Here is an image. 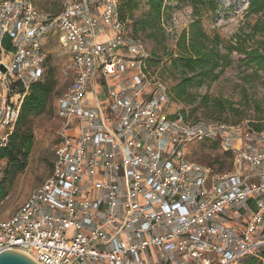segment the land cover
Returning a JSON list of instances; mask_svg holds the SVG:
<instances>
[{"label":"built area","instance_id":"built-area-1","mask_svg":"<svg viewBox=\"0 0 264 264\" xmlns=\"http://www.w3.org/2000/svg\"><path fill=\"white\" fill-rule=\"evenodd\" d=\"M67 59L69 90L51 173L0 220V254L36 264H236L264 251V133L169 119L171 98L128 37L116 0H65L51 14L0 0V150L44 76L47 41ZM104 97V100L102 99ZM218 141L232 170L186 158ZM0 160V180L4 174Z\"/></svg>","mask_w":264,"mask_h":264},{"label":"rangeland","instance_id":"rangeland-1","mask_svg":"<svg viewBox=\"0 0 264 264\" xmlns=\"http://www.w3.org/2000/svg\"><path fill=\"white\" fill-rule=\"evenodd\" d=\"M116 1L118 13L119 1ZM31 2L44 12L57 14L63 9L65 0ZM216 3L214 12L202 10L198 17L188 0H163L159 23L153 26L149 1L139 0L131 13L126 14L125 31L128 37L143 43L148 54V73L154 81L165 86L172 101L168 108L169 119L181 117L185 124H225L234 127L241 138L248 128L253 130L254 126L264 133V75L262 72L255 75L254 66L243 62L245 55L227 51L229 44H234L236 35L252 34L257 23L262 33L255 34L254 40H262L264 12L248 14L249 0H216ZM196 18L210 41L214 43L213 38H219L216 47L220 56L218 67L204 77H199L197 72L184 74L185 52L179 47L182 33L188 32ZM189 41L187 37V44ZM47 42L44 76H52L54 91L45 112L28 120L26 129L32 135L31 147L24 168L16 173L5 195L0 198V220L11 217L51 173L61 126L56 101L69 90L72 77L66 72L67 59L57 41ZM253 46V41L246 42L247 50ZM183 80H186V89L181 99H177V87ZM185 154L188 160L211 169L213 173L228 172L233 168V154L225 153L217 140L192 141L186 146ZM2 163L6 164L5 161ZM236 264H248V259Z\"/></svg>","mask_w":264,"mask_h":264},{"label":"trees","instance_id":"trees-1","mask_svg":"<svg viewBox=\"0 0 264 264\" xmlns=\"http://www.w3.org/2000/svg\"><path fill=\"white\" fill-rule=\"evenodd\" d=\"M118 17L122 22L126 20V14L131 13L136 7L139 0H118ZM150 6V16L153 21L151 24L156 26L159 23L163 0H148ZM194 10V15L200 16V12H214L217 3L216 0H188ZM264 12V0H249L248 14L259 15ZM143 28L146 25L143 24ZM262 33V28L259 23L253 27L252 34L236 35L234 44H229L227 47L228 53L237 52L246 56L243 61L246 65L254 66L255 75L262 72L264 75V34L262 40H254L257 33ZM187 37L189 42L187 44ZM218 36L210 41V38L202 31L199 25V20H196L190 25L188 32H183L181 37L180 48L185 52L184 56V74L199 73V77L210 75L216 67H218L220 56L216 52L218 46ZM253 41L254 46L247 50L246 42ZM229 64V62L227 63ZM186 80H183L177 87L176 98L181 99L183 91L186 89ZM55 81L51 75L44 76L41 81L33 84L30 88L28 96L24 99L18 121L14 131L5 148L0 150V160L6 162L4 174L0 180V198L5 195V190L10 184L16 173L23 169L26 162V156L30 150L32 143V135L26 129L28 120L32 116H37L45 112L50 103V98L53 94ZM255 132H261V129L254 126ZM263 252V251H262ZM248 264H263L264 252L261 253V260L258 258H246ZM260 259V258H259Z\"/></svg>","mask_w":264,"mask_h":264},{"label":"water","instance_id":"water-1","mask_svg":"<svg viewBox=\"0 0 264 264\" xmlns=\"http://www.w3.org/2000/svg\"><path fill=\"white\" fill-rule=\"evenodd\" d=\"M0 264H36L27 256L15 252V251H4L0 254Z\"/></svg>","mask_w":264,"mask_h":264}]
</instances>
